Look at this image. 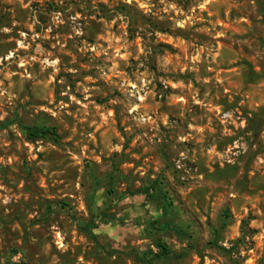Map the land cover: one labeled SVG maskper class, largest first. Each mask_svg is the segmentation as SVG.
Instances as JSON below:
<instances>
[{
	"label": "rangeland",
	"instance_id": "rangeland-1",
	"mask_svg": "<svg viewBox=\"0 0 264 264\" xmlns=\"http://www.w3.org/2000/svg\"><path fill=\"white\" fill-rule=\"evenodd\" d=\"M0 264H264V0H0Z\"/></svg>",
	"mask_w": 264,
	"mask_h": 264
},
{
	"label": "trees",
	"instance_id": "trees-1",
	"mask_svg": "<svg viewBox=\"0 0 264 264\" xmlns=\"http://www.w3.org/2000/svg\"><path fill=\"white\" fill-rule=\"evenodd\" d=\"M167 49H170V48H167ZM26 129L29 131V135L34 138H43L49 135L52 136L53 138H56V134L53 131H49L47 129H40L37 127L26 128ZM157 247L160 250V254L159 256H154L155 258H161L163 256L167 257L170 255L171 252L167 249V247L164 244L158 243Z\"/></svg>",
	"mask_w": 264,
	"mask_h": 264
}]
</instances>
